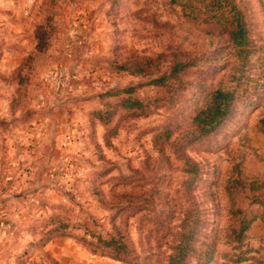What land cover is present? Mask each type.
I'll list each match as a JSON object with an SVG mask.
<instances>
[{"label": "rangeland", "instance_id": "rangeland-1", "mask_svg": "<svg viewBox=\"0 0 264 264\" xmlns=\"http://www.w3.org/2000/svg\"><path fill=\"white\" fill-rule=\"evenodd\" d=\"M235 2L244 95L187 143L208 92L239 76L226 36L171 0H0V264H167L196 216L185 264L207 240L211 264H264V0ZM173 62L192 66L150 84Z\"/></svg>", "mask_w": 264, "mask_h": 264}, {"label": "trees", "instance_id": "trees-1", "mask_svg": "<svg viewBox=\"0 0 264 264\" xmlns=\"http://www.w3.org/2000/svg\"><path fill=\"white\" fill-rule=\"evenodd\" d=\"M189 10V17L195 20L202 19L209 25L210 32H217L226 36L235 51L238 68V77H234L230 86H223L212 89L206 95L201 106L195 110L191 118V132L188 134L187 143L196 142L208 137L216 128H218L232 113L238 99L244 95L242 92V71L247 65L250 55L253 53L250 49V40L248 37V26L245 21L243 9L235 0H171ZM192 66V63L173 62L170 71L162 74L150 81L154 86H163L167 81L177 78L178 74ZM122 69L125 70L124 67ZM145 71H143L144 73ZM135 74H141V70H135ZM264 89V83L260 86ZM131 88L124 90L129 94ZM124 102L130 108L140 107V102L132 99H125ZM242 227L239 229L241 234L248 223L241 220ZM200 224L199 217L196 216L190 228L184 223L182 231L176 244L171 248V254L168 256L167 264H185L192 254L191 243L197 236V226ZM96 249L103 248L110 251L112 257H123L127 254L126 245L120 238L108 237L102 239L97 237L93 244ZM214 244L209 240L203 245L199 252L197 264H211L213 261Z\"/></svg>", "mask_w": 264, "mask_h": 264}]
</instances>
